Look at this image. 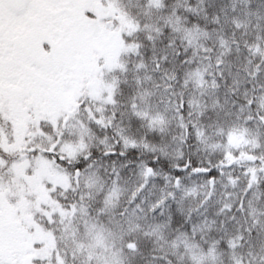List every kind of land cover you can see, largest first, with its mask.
<instances>
[{
  "label": "snow or ice",
  "instance_id": "6c2138e0",
  "mask_svg": "<svg viewBox=\"0 0 264 264\" xmlns=\"http://www.w3.org/2000/svg\"><path fill=\"white\" fill-rule=\"evenodd\" d=\"M0 264H264V0H0Z\"/></svg>",
  "mask_w": 264,
  "mask_h": 264
}]
</instances>
